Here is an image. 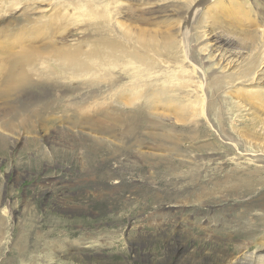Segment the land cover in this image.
I'll use <instances>...</instances> for the list:
<instances>
[{"label": "rangeland", "instance_id": "374dc122", "mask_svg": "<svg viewBox=\"0 0 264 264\" xmlns=\"http://www.w3.org/2000/svg\"><path fill=\"white\" fill-rule=\"evenodd\" d=\"M196 1L0 0V264H264V0Z\"/></svg>", "mask_w": 264, "mask_h": 264}, {"label": "bare ground", "instance_id": "6f19581e", "mask_svg": "<svg viewBox=\"0 0 264 264\" xmlns=\"http://www.w3.org/2000/svg\"><path fill=\"white\" fill-rule=\"evenodd\" d=\"M212 1H214L215 3H214V5L213 6H211V8L210 9H212V10H215L218 6H220L221 5V3L222 2H220L219 0H197L196 1V7H201L202 5H204L205 3H209V2H212ZM231 1H233V0H230L229 2H231ZM232 4H234L233 2H232ZM185 9V8H184ZM193 11V10H192ZM197 11V10H196ZM207 15V14H206ZM255 40V39H254ZM205 49V48H204ZM217 58V57H216ZM263 70V69H262ZM261 73H264V70L261 72ZM260 73V74H261ZM259 74V73H258ZM256 75L255 76V79H264V77H263V75L261 76V75ZM258 76H260V77H258ZM252 77V76H251ZM239 79H241L240 77H238ZM238 78H236V79H238ZM254 79V80H255ZM247 81V80H246ZM256 81V80H255ZM245 82V81H244ZM239 83H241V81H239ZM247 83V82H246ZM195 88V87H194ZM195 93V92H194ZM264 95V94H263ZM212 103V101L210 102V104ZM210 106V105H209ZM50 182V181H49ZM48 181H43L42 182V190L41 191H39V192H37V196H39V197H41V198H43V199H45V200H49V198L48 197H52V196H54L53 195V193L51 192V190H53V186L51 187L50 186V183H49ZM63 195V194H62ZM47 197V198H46Z\"/></svg>", "mask_w": 264, "mask_h": 264}]
</instances>
